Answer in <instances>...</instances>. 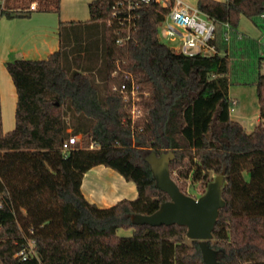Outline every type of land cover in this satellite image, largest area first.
<instances>
[{"label": "trees", "instance_id": "16d2710c", "mask_svg": "<svg viewBox=\"0 0 264 264\" xmlns=\"http://www.w3.org/2000/svg\"><path fill=\"white\" fill-rule=\"evenodd\" d=\"M196 6L217 22L214 54L188 56L161 42L166 9L155 1L138 7L130 38L117 44L126 28L112 0H92L88 21L60 22L57 50L6 62L17 101L15 126L4 132L0 99V264H204L198 240L184 242L185 226L131 221L169 199L144 160L152 150H172L169 169L184 178L192 171L205 185L223 173L225 205L207 242L220 264H264V189L256 188H264V41L238 31L242 16L264 31V0ZM59 9L60 0H6L0 17ZM237 53L256 56L259 121L251 132L230 116ZM133 86L141 110L134 119ZM72 135L81 138L63 152ZM97 165L132 181L136 198L90 203L80 185ZM30 241L35 254L22 260L17 253Z\"/></svg>", "mask_w": 264, "mask_h": 264}, {"label": "crops", "instance_id": "0c3cea01", "mask_svg": "<svg viewBox=\"0 0 264 264\" xmlns=\"http://www.w3.org/2000/svg\"><path fill=\"white\" fill-rule=\"evenodd\" d=\"M92 0H60L59 12H32L28 17H0V99L4 132L15 126L16 90L6 62L15 58L43 59L59 48L60 22H86L90 18L89 3ZM241 17L240 23L242 21ZM240 26V24H239ZM238 31L242 32L238 27ZM261 31V30H260ZM254 38H264V31ZM9 99L14 124L4 125V102ZM92 173V174H91ZM87 174L90 182L84 188ZM100 182H103L101 184ZM84 197L99 207H109L121 199L137 196L135 184L127 181L115 170L104 165L90 168L81 181ZM90 196L94 198H89ZM103 202H99L96 198Z\"/></svg>", "mask_w": 264, "mask_h": 264}, {"label": "water", "instance_id": "95a60500", "mask_svg": "<svg viewBox=\"0 0 264 264\" xmlns=\"http://www.w3.org/2000/svg\"><path fill=\"white\" fill-rule=\"evenodd\" d=\"M172 150L148 151L144 160L151 171L155 185L164 191L169 199L162 202L150 214H132L134 224H148L151 226L178 224L186 227V237L198 240L204 264H220L218 250L208 244L212 239V231L224 207L222 186L224 175L219 173L207 184L206 190L198 197H193L180 190L170 175L169 164L174 159Z\"/></svg>", "mask_w": 264, "mask_h": 264}, {"label": "built area", "instance_id": "2783aa9c", "mask_svg": "<svg viewBox=\"0 0 264 264\" xmlns=\"http://www.w3.org/2000/svg\"><path fill=\"white\" fill-rule=\"evenodd\" d=\"M155 1L162 8L166 9L164 17L159 24V30L171 39L178 40L176 47L172 49L184 55H211L217 52L215 45V34L217 29L216 20L209 16L207 13L200 10L196 5L192 6L182 0H112V16L116 19L121 26L126 29L124 36L116 39L117 44L125 43L131 36L130 30L137 17V9L141 4H148ZM6 0H0V10L4 8ZM37 2H32L29 9H35ZM264 16V15H262ZM226 27L223 37L225 40L229 38V26L224 23ZM122 88L125 86L122 85ZM136 88L133 86L131 90V117L137 118L141 115V110L136 101L139 100L136 94ZM78 140V135L70 136L62 144V151L66 152L71 148V145ZM95 146L94 143L90 144V148ZM28 249H21L17 255L22 260L28 256L35 254L33 248V241L28 244Z\"/></svg>", "mask_w": 264, "mask_h": 264}, {"label": "rangeland", "instance_id": "374dc122", "mask_svg": "<svg viewBox=\"0 0 264 264\" xmlns=\"http://www.w3.org/2000/svg\"><path fill=\"white\" fill-rule=\"evenodd\" d=\"M185 3L195 6L197 0H182ZM240 30L249 35V36H255L261 33L260 29H258L250 20L243 17L242 21L239 26ZM158 36L161 42L165 43L170 48L176 47L178 44V40H171L167 38L162 30H159ZM262 41H264V38H262ZM231 83L229 86L228 94L232 101H234V104L232 105V108L230 109V116L233 120H236L242 124L244 129L247 132H251L254 127L258 124L259 121V108H258V99L256 95V87L252 83L254 80V77L257 73L256 68V56L250 55L245 60H242L241 56H239V53L236 54L233 66L231 67ZM261 72H264V64H262V68L260 70ZM102 84V83H101ZM137 94V93H136ZM4 125L7 127L10 122L12 125L14 124V117L13 112H10V104L9 99H7L4 102ZM81 135H78V139H80ZM170 175L173 178V180H176L180 183V185L184 188L186 194H189L193 197H198L201 195L205 190L207 185H205L204 182L201 180H193L191 177L192 171L188 173V176L186 178L182 177L181 175L178 176V172L176 169H169ZM92 174V173H91ZM245 178L249 179V175L244 171L243 172ZM91 175L87 174L85 179L84 188L86 187V184L90 182L89 177ZM209 176H212V180L215 176V174L210 173ZM250 180V179H249ZM256 183L258 181H255ZM103 184V182H100ZM256 188L258 191L262 192V187L257 183ZM94 198L92 196L89 197ZM96 198V197H95ZM103 197L96 198L101 203L100 199ZM118 235H130L131 230H123L119 229L117 231ZM190 240L188 237H185L184 242L190 243Z\"/></svg>", "mask_w": 264, "mask_h": 264}]
</instances>
